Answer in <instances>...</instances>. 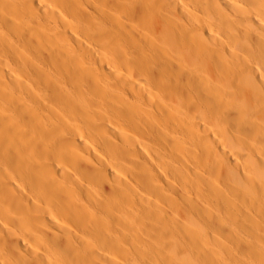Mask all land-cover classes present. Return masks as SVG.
Wrapping results in <instances>:
<instances>
[{
    "label": "bare ground",
    "instance_id": "bare-ground-1",
    "mask_svg": "<svg viewBox=\"0 0 264 264\" xmlns=\"http://www.w3.org/2000/svg\"><path fill=\"white\" fill-rule=\"evenodd\" d=\"M0 264H264V0H0Z\"/></svg>",
    "mask_w": 264,
    "mask_h": 264
}]
</instances>
